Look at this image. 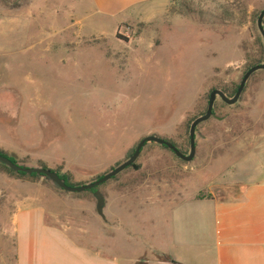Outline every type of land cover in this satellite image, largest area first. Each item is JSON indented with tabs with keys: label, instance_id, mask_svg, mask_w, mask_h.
<instances>
[{
	"label": "rangeland",
	"instance_id": "374dc122",
	"mask_svg": "<svg viewBox=\"0 0 264 264\" xmlns=\"http://www.w3.org/2000/svg\"><path fill=\"white\" fill-rule=\"evenodd\" d=\"M263 6L152 0L112 14L95 0H0V151L20 164L59 169L73 184L125 160L143 136L188 153L189 126L210 90L239 83L259 60L255 15ZM214 114L197 126L190 161L147 142L134 167L101 184L105 219L90 190L67 192L0 163V264H14L12 213L25 199L68 218L101 247L113 232L122 251L138 254L148 232L156 236L158 217H167L157 200L219 191L218 177L237 171L251 151L264 118V69L250 75L234 104L217 97ZM149 259L169 264L157 252Z\"/></svg>",
	"mask_w": 264,
	"mask_h": 264
},
{
	"label": "crops",
	"instance_id": "0c3cea01",
	"mask_svg": "<svg viewBox=\"0 0 264 264\" xmlns=\"http://www.w3.org/2000/svg\"><path fill=\"white\" fill-rule=\"evenodd\" d=\"M95 1L115 14L152 0ZM255 125L251 151L237 160V171L218 177L219 191L202 198L196 191L189 197L179 194L172 203L165 197L157 200L167 208V217H158L156 236L148 232L138 254L122 251L113 232L112 237L105 234L108 246L101 247L68 218L25 199L12 213L14 264H134L140 258L155 264L149 259L152 252L168 255L177 264H264V118Z\"/></svg>",
	"mask_w": 264,
	"mask_h": 264
},
{
	"label": "water",
	"instance_id": "95a60500",
	"mask_svg": "<svg viewBox=\"0 0 264 264\" xmlns=\"http://www.w3.org/2000/svg\"><path fill=\"white\" fill-rule=\"evenodd\" d=\"M263 18H264V6L260 10L258 17H257V27H258V30H259L261 36H262L263 46H264V28L262 25ZM261 69H264V60L261 63H257V64L250 66L243 73V75L239 81L238 87H237L234 95L231 97L224 94V92H222L218 88H213L210 90L205 111L203 113L199 114L198 116H196L192 120V122L189 126V152L188 153H184V152L180 151L171 141L166 140L164 138H161V137H158L155 135L143 136L142 138H140V140L134 146H132L128 150L127 157L125 160L116 164L114 167H111L107 172L102 173L96 179H94L88 183L78 184V185L67 184L57 172H55L54 170H52L50 168L42 167V166H27L24 164H19V163L12 161L8 156H5L1 153H0V163L6 165L7 167H9L11 170H13L15 172H21V173H26V174H37L39 176H42L43 178H46L49 181H51L58 188H60L64 191H67V192H82V191H86V190H91L93 193V196L96 200L95 201L96 212L101 218L105 219L104 212H103V208L105 205V197H104L103 193L98 189V187L101 184L105 183L106 181L111 179L113 176L117 175L122 170L126 169L132 163H134L135 160L138 158L143 146L147 142H156L158 144L166 146L169 150H171L180 159H182L184 161H190L194 157L195 151H196L195 135H196L197 126L201 122L209 119L212 116L216 117V115L213 112L214 102H215L216 98L219 97L226 104H234L235 102L238 101L240 94L243 91L244 86H245L248 78L250 77V75L252 73H254L255 71H258ZM221 119L222 118H220V120Z\"/></svg>",
	"mask_w": 264,
	"mask_h": 264
},
{
	"label": "trees",
	"instance_id": "16d2710c",
	"mask_svg": "<svg viewBox=\"0 0 264 264\" xmlns=\"http://www.w3.org/2000/svg\"><path fill=\"white\" fill-rule=\"evenodd\" d=\"M259 13H257L255 16H257ZM264 28V27H263ZM261 59V61H263L264 60V48H263V46L261 45V47H260V53H259V60ZM257 61V62H254V63H250L249 65H248V67L246 68V70L250 67V66H252V65H254V64H257V63H261L260 61ZM245 70V71H246ZM244 71V72H245ZM238 84L239 83H231V84H229V85H226V86H224V87H220V88H218V89H220L222 92H224V94H226L227 96H229V97H231V96H233L234 95V93H235V91H236V89H237V87H238ZM204 111H205V109H204ZM203 111V112H204ZM202 112V113H203ZM213 112H214V107H213ZM201 114V113H200ZM198 116V115H197ZM196 117V116H195ZM194 117V118H195ZM193 118V119H194ZM174 144V143H173ZM175 145V144H174ZM176 146V145H175ZM166 147V146H165ZM177 147V146H176ZM178 148V147H177ZM179 149V148H178ZM180 150V149H179ZM181 151V150H180ZM183 152V151H182ZM0 153L1 154H3V155H5V156H8L12 161H14V162H16V163H19L16 159H15V157H13L12 155H7L6 153H4V152H2V151H0ZM185 153V152H184ZM20 164V163H19ZM2 165V167H4L6 170H8L10 173H13V174H15V175H17V176H21V177H26V178H30V179H39V178H43L42 176H39V175H37V174H26V173H21V172H15V171H13V170H11L9 167H7L6 165H4V164H1ZM38 166H42V167H47V166H45L44 164H39ZM130 166H132V167H134L135 166V164L134 163H132ZM47 168H49V167H47ZM50 169H52V168H50ZM52 170H54L55 172H57L60 176H61V178L67 183V184H69V185H78V184H82V183H78V184H73V183H71V181L69 180V178H68V176L66 175V174H63V173H60V171H59V169H52ZM101 175V174H100ZM100 175H98L97 177H99ZM96 177V178H97ZM95 178V179H96ZM44 179H46V178H44ZM91 191V190H90ZM92 192V191H91ZM196 197L197 198H202L201 197V195L200 194H198V195H196ZM159 256L161 257V259L162 260H165V261H169L170 262V264H177V262L176 261H174V260H172V258L170 257V256H168V255H165V254H159ZM134 264H146V262H145V258H140V259H138Z\"/></svg>",
	"mask_w": 264,
	"mask_h": 264
}]
</instances>
